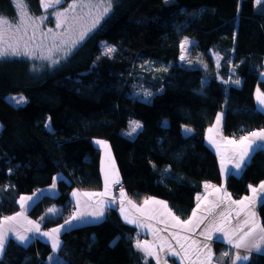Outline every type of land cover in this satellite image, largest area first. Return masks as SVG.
I'll use <instances>...</instances> for the list:
<instances>
[{
    "label": "trees",
    "instance_id": "obj_1",
    "mask_svg": "<svg viewBox=\"0 0 264 264\" xmlns=\"http://www.w3.org/2000/svg\"><path fill=\"white\" fill-rule=\"evenodd\" d=\"M255 1L113 0L97 28L55 60H0V220L20 212L23 195L56 185L58 193L43 195L28 216L44 231L65 224L74 190L103 188L95 139L109 142L132 199L164 200L187 219L203 183L221 184L218 158L204 139L218 115L224 112L228 137L264 130L255 102L256 91L264 93V7ZM74 3L103 10L101 0H63L50 10L42 0H0V18L18 26L27 16L53 29ZM186 38L196 41L192 55L202 53L215 75L208 82L207 71L180 62ZM212 54L221 58L219 67ZM139 85L149 98L138 95ZM9 95L24 96L26 104H11ZM131 120L142 126L133 138L123 134ZM263 181L261 151L226 188L240 199ZM258 213L264 227V203ZM136 236L111 208L102 222L62 234L59 262H49L52 247L40 239L28 245L10 239L0 264H147ZM247 264H264V255Z\"/></svg>",
    "mask_w": 264,
    "mask_h": 264
},
{
    "label": "crops",
    "instance_id": "obj_2",
    "mask_svg": "<svg viewBox=\"0 0 264 264\" xmlns=\"http://www.w3.org/2000/svg\"><path fill=\"white\" fill-rule=\"evenodd\" d=\"M42 2L43 7L50 10L62 4L63 0H60L58 4L55 3V0H42ZM45 4L51 6L45 7ZM255 5L258 9H262L264 0H261L259 4L255 1ZM221 70L223 72L225 67ZM261 94L264 93L260 90L256 91L255 102L257 108L264 113V106L260 105L257 98ZM220 114L217 117L219 122L216 119L215 123L207 129L204 139L206 145L218 158L221 184L203 183L202 192L196 196L195 207L187 219L183 220L177 216L169 204L161 199L149 198L139 203L126 192L116 196L114 189L117 184L121 183L119 178L110 183L103 180V188L99 191L74 190L71 194L74 206L71 218L65 224L56 228L59 229V232L44 231L39 222L28 216V212L43 195H56L58 193L56 185H52L40 190L38 199H35L38 192L31 198L22 196L19 199L20 212L12 216L15 219H10L7 222H4V218L0 220V232H7V234L3 233L6 238L5 246L10 239H14L22 245H28L33 240L40 239L52 247V237H55L59 248L55 251L52 248V255L58 256L62 245L61 236L64 232L80 226L100 223L105 219L107 211L114 208L119 212L124 223L136 230V245L139 242L142 248L135 246L147 264H232V258L236 253L242 256L247 255L248 259L236 261L235 264H247L252 256L264 255V245L261 246V250L258 252L254 248L250 251H246L245 248L237 249L227 242L229 237L234 242L237 241L239 237L248 231L251 225L250 223L245 224V221H251L253 212L256 221L262 226L258 209L262 204V198H264V189L260 188L264 181L252 187L249 193L240 199L234 198L226 188L228 178L231 175L240 174L250 162L254 154L248 151L240 168L235 167L248 144L255 139L251 136V133L261 130L247 134L249 140L241 144L240 141L232 140L224 134L225 115L224 112ZM185 133L187 135L192 134L190 131H185ZM256 142L259 143L260 141L257 140ZM253 188L256 189V199L254 201ZM245 197H248V199H245ZM50 212L54 213L56 210L51 209ZM210 222L222 227L229 236H223L222 232L213 228L211 239H209L206 228H208ZM45 232L49 235H43ZM17 236L28 237V241L21 243L16 238ZM256 236L257 233H253L245 243L250 245ZM217 243L223 244L220 250L216 249ZM206 245L207 247H205ZM173 252L176 255H173ZM209 252L211 253L210 260L208 259ZM224 253H227V255H224ZM2 254H0V257ZM57 262H59V259L55 260L54 263Z\"/></svg>",
    "mask_w": 264,
    "mask_h": 264
},
{
    "label": "rangeland",
    "instance_id": "obj_3",
    "mask_svg": "<svg viewBox=\"0 0 264 264\" xmlns=\"http://www.w3.org/2000/svg\"><path fill=\"white\" fill-rule=\"evenodd\" d=\"M101 12L100 9H94L90 5L87 7L78 5L75 8L70 7L62 12L63 15H60L61 13L59 14L55 27L48 30L43 28V21L38 22L31 20L28 19L27 16L22 18L21 25L18 26L10 24L4 26L2 22H0V50L8 49L11 51L15 49L18 53H21L22 56H28L31 59L55 60L63 50L70 49L73 45L82 41L79 39L81 32L85 33V38L90 32L97 28L101 19L94 27L92 26L93 20L96 16L100 15ZM57 24H60V26L57 27ZM74 41L75 43H73ZM185 41H187V43H185ZM195 45L196 41L194 39L186 38L183 41L180 62L191 69L207 71L204 82H208L210 76L215 75L212 73L208 62L203 59L202 53H198V56L192 55L195 54L193 50V46ZM107 49L108 48L104 47L105 51H107ZM24 53L28 55H23ZM211 57L213 64L219 67L221 58L214 54H212ZM261 80H264V71L261 73ZM137 89L138 95L142 94L145 98H149L150 93L147 89L140 85ZM7 101L15 106H24L26 104V99L22 95H9L7 96ZM17 101L22 102L17 103ZM133 122L141 125L140 122L131 120L128 130L123 133L124 136L133 138L141 130L142 126L135 128L133 131ZM93 142L94 146L98 148L102 154L101 172L103 180L107 183H110L114 179L118 180L120 175L109 142L102 139H95ZM41 193L42 191L40 194ZM33 195L34 194L23 195V197L31 198ZM37 195L35 199L40 197L39 191ZM3 233L7 234L5 231H3ZM50 257H52L51 260L49 259L50 263H54L55 260L58 259L57 255H51Z\"/></svg>",
    "mask_w": 264,
    "mask_h": 264
},
{
    "label": "snow or ice",
    "instance_id": "obj_4",
    "mask_svg": "<svg viewBox=\"0 0 264 264\" xmlns=\"http://www.w3.org/2000/svg\"><path fill=\"white\" fill-rule=\"evenodd\" d=\"M55 3H60V0H55ZM101 3H102V12L100 13V15L96 16L95 19L93 20V27L99 23L100 19L103 17V16H106L110 13L111 11V8H112V3H113V0H101ZM256 3H261V0H256ZM45 7H49L51 5L49 4H45L44 5ZM77 5L74 3L72 5L73 8H75ZM86 7L88 5H85ZM101 5H93V7H100ZM60 15H63L62 13ZM0 22H2V24L4 26H7L8 22L6 19H3V18H0ZM60 24H57V27H59ZM84 36H85V33L84 32H81L80 34V37L79 39L80 40H83L84 39ZM75 43V41L73 42ZM185 43H187V41H185ZM112 51H115V49H112V48H108L107 49V52H112ZM16 55H21V53H18L15 49H12L11 51H9L8 49H2L0 50V60H3L9 56H16ZM23 55H28L27 53H24ZM264 94H261L260 96H258V100H259V103L260 105L264 106ZM15 99V98H13ZM22 101H17V103H21ZM217 122H219V118L217 119ZM133 125H134V128H133V131L135 130V128H139L141 127L140 124L136 123V122H133ZM185 131H190L188 129H186ZM251 136L253 138H255L254 140H252L247 148L245 149L244 153L241 154V157H240V160L239 162H237V164L235 165V167L237 169L240 168L241 164L244 163V157L245 155H247L248 151H251L252 154H255L256 152H261V151H264V130H261L259 132H253L251 133ZM249 140V137L245 136V137H242L240 142L241 144H244L245 141H248ZM260 141L259 143H257L256 141ZM255 145L254 147L252 145ZM260 188L261 189H264V183H262L260 185ZM252 192H253V201L256 199L255 197V193H256V189L253 188L252 189ZM245 199H248V197H245ZM262 203H264V198H262L261 200ZM241 203H243V201H241ZM239 214V213H238ZM252 216V219L251 221H245V224H249L250 223V227L248 229L247 232L244 233L243 236L239 237V239L237 241H233L230 237L228 238L227 242L229 244H231L233 247L239 249V248H245L246 251H250L251 249H255L256 251H260L261 250V246L264 245V227H262L257 221H256V218H255V213L253 212L251 214ZM10 219H15V217H5L4 218V222H7L8 220ZM179 222V221H178ZM215 229L216 231H219V232H222L223 236H229V234L224 231V229L222 227H218L215 225V223L213 222H210V225L208 226V228H206V232H208V238L211 239V230L212 229ZM258 230V232H257ZM53 232L56 233V232H59V229H53ZM253 233H257V236L256 238L252 241V243L249 245L247 243H245V241L247 240L248 237L252 236ZM43 235L45 236H48L49 233L45 232L43 233ZM21 243H24L26 241H28V237H25V236H17L16 237ZM53 239V244H52V248L53 250L55 251L56 249L59 248V244L58 242L56 241L55 237H52ZM219 239V238H218ZM5 242H6V238L3 234V232H0V254L3 253L4 251V247H5ZM115 243V242H114ZM137 248H142V246L140 245V243L138 242L137 243ZM207 247V245L205 246ZM143 250V249H142ZM173 255H176L175 252L172 253ZM149 255H151V253H149ZM224 255H227V253H224ZM49 259L51 260L52 257H49ZM208 259L210 260L211 259V253L209 252V255H208ZM248 259V256L247 255H240L239 253H236L234 254L233 258H232V264H235L236 261H240V260H247Z\"/></svg>",
    "mask_w": 264,
    "mask_h": 264
},
{
    "label": "built area",
    "instance_id": "obj_5",
    "mask_svg": "<svg viewBox=\"0 0 264 264\" xmlns=\"http://www.w3.org/2000/svg\"><path fill=\"white\" fill-rule=\"evenodd\" d=\"M247 136V134H239V135H233L232 137H230L232 140H235V141H240L242 137H245ZM115 195L116 196H119L120 194L122 193H125L126 192V186L124 183H119L115 186Z\"/></svg>",
    "mask_w": 264,
    "mask_h": 264
}]
</instances>
